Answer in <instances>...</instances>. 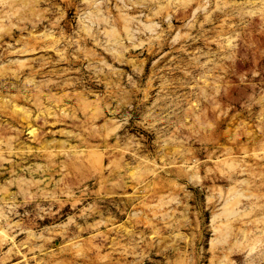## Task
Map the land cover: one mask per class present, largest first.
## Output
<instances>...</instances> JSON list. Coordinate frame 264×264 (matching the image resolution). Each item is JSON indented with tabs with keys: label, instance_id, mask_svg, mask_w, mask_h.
<instances>
[{
	"label": "rangeland",
	"instance_id": "rangeland-1",
	"mask_svg": "<svg viewBox=\"0 0 264 264\" xmlns=\"http://www.w3.org/2000/svg\"><path fill=\"white\" fill-rule=\"evenodd\" d=\"M0 264H264V0H0Z\"/></svg>",
	"mask_w": 264,
	"mask_h": 264
}]
</instances>
